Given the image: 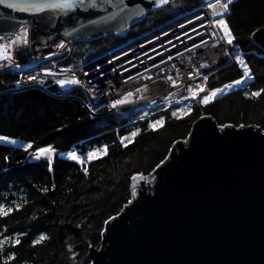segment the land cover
Masks as SVG:
<instances>
[{"label": "trees", "instance_id": "obj_1", "mask_svg": "<svg viewBox=\"0 0 264 264\" xmlns=\"http://www.w3.org/2000/svg\"><path fill=\"white\" fill-rule=\"evenodd\" d=\"M194 2L196 6L204 3ZM224 20L233 35L231 45L221 37L230 61L202 83L206 90L190 100L189 114L183 118L173 115L178 112V104L147 113L139 110L91 118L78 101L53 98L37 89L0 95V135L16 141L15 147L0 142V205L5 211L13 209L7 215L0 212V241L4 242L0 247V264H4L7 255L15 256L9 264H89L87 253L91 242L85 232L101 215L96 208L103 195L117 186V178H124L126 160L152 150L160 141L157 145L161 149L160 158L150 167L153 169L166 159L175 140L187 138L199 118L207 115L218 124L224 103L215 101L204 108L201 100L221 82L241 78L243 69L234 53L241 56L254 81L242 83L236 95L227 101L241 108L239 121H244L249 106L264 111V93L251 96L252 92L264 89V80L256 72L261 70L264 74V51L252 41V34L264 28V0H235ZM132 32L130 38L141 33ZM123 42L118 41L114 47ZM3 76L13 80L8 73L0 74V93L10 89L9 84L2 83ZM70 92L83 96L79 89ZM156 110L163 127L154 130L149 122L154 120ZM133 132L137 133L135 137L131 136ZM125 137L127 142L122 143ZM29 143L33 148L25 152L24 146ZM47 145L60 153L52 160V171L48 163L30 160L36 148ZM93 151H100L103 156L84 169L82 163L66 159L69 152L76 153L81 160ZM137 172H131L128 179ZM122 194L125 204L129 199L128 185ZM111 216L108 214L104 220ZM41 235L46 239L33 246ZM16 239L21 241L19 245H14Z\"/></svg>", "mask_w": 264, "mask_h": 264}, {"label": "water", "instance_id": "obj_2", "mask_svg": "<svg viewBox=\"0 0 264 264\" xmlns=\"http://www.w3.org/2000/svg\"><path fill=\"white\" fill-rule=\"evenodd\" d=\"M92 2L94 8L39 15L0 4V35H12L31 21L33 44L45 46L58 36L70 42H94L126 35L149 12L168 4ZM220 11L222 15L214 19L226 16ZM252 40L264 51V28L256 30ZM58 154L55 149L52 160ZM32 156V162L48 163ZM153 176L151 182L143 175L133 176L130 192L133 198L132 187L137 186V195L105 223L99 248L91 245L88 250L89 264H264V132L260 128L220 127L203 116L193 123L185 141L174 144Z\"/></svg>", "mask_w": 264, "mask_h": 264}, {"label": "built area", "instance_id": "obj_3", "mask_svg": "<svg viewBox=\"0 0 264 264\" xmlns=\"http://www.w3.org/2000/svg\"><path fill=\"white\" fill-rule=\"evenodd\" d=\"M210 20L214 19L205 7L187 11L79 65L65 63L72 47L64 37L58 36L45 46L33 44V24L27 22L12 35H0V44L16 41L10 52L12 60H0V73L13 75V88L0 95L37 89L53 98L78 101L91 118L174 103L186 113L187 100L192 97L189 89L198 92L205 77L229 62L216 27H208ZM25 30L27 44L17 39ZM32 76L37 79L32 80ZM73 76L78 84L58 85V80ZM74 88L82 90L84 96L64 93ZM119 99L127 103L112 108Z\"/></svg>", "mask_w": 264, "mask_h": 264}, {"label": "rangeland", "instance_id": "obj_4", "mask_svg": "<svg viewBox=\"0 0 264 264\" xmlns=\"http://www.w3.org/2000/svg\"><path fill=\"white\" fill-rule=\"evenodd\" d=\"M193 1L194 0H176L175 2L166 6L165 8H162L159 10H154V11L148 13V15L143 20V22L132 27L130 29V31L124 37L109 36V37H106L103 39L96 40L94 42L74 41V42H72L71 56H70L69 60L66 61L65 63L69 64V65L70 64L71 65H79L81 63L91 61L95 57H97L98 55L103 54V53L111 50L112 48H114V45L118 41L121 40V41H124L123 43H126L130 39L131 33H133L132 31H134L135 33L141 32L139 34H143V33H146V31L149 32L152 29L156 28L157 26H159L161 23H163L167 19L176 18V17L180 16L183 12L191 9L193 6H196L197 2L193 3ZM198 1L204 2L205 0H198ZM208 1H211V0H208ZM222 19L224 20V18H222ZM216 28L218 30L219 35L224 38L222 26L217 25ZM233 56L236 58L235 59L236 61H237V57H239V59L241 58V56L237 55V53H234ZM256 72L259 75L260 80L261 79L264 80V74L262 73V71L258 70ZM2 81H3L2 83H4V84H7V85L9 84L8 85L9 88L12 87V83L10 85L11 80L9 78H6L5 76H3ZM252 81H254L253 78L251 80L245 79L242 83H250ZM231 82L232 81L221 82L220 84L215 86V88H223V86L225 84H230ZM240 86L241 85L234 86L230 90L226 89L224 91V93L218 94L208 104L202 103V100H203L202 99L201 105L205 108V107H208L212 102H215V101L224 103V108L221 111V113L218 115V118H219L218 125L220 127L234 126V125H235L234 127H241V126L252 125L254 127L260 128L264 132V111L261 107H256L255 105L252 104L253 106H249L248 108H246V113H245V115H243L244 121H239V120H237V118H238V114H239L241 108H239L238 106H234L233 102L230 103L227 101L228 98L232 97V95H236L237 88ZM158 111L159 110L154 111V113H155L154 120L150 121L149 125L153 124L156 121H161L159 118ZM188 114H189L188 112L185 113L182 111L181 112L178 111L176 113V118L180 119V118L185 117ZM162 127H163V124L157 125L155 129H162ZM151 129H153V128H151ZM163 135H164V132L160 136L162 137ZM178 141H185V139L175 140L174 143H172V145L169 147V151L174 146V144L177 143ZM126 142H127V140L123 141V143H126ZM6 144L12 145L13 147L16 146V144H11V143H6ZM160 144H161L160 141H157L155 143V146H153L154 148H152V150H150V151L144 150L141 153H139L136 157L126 160L125 166H124L126 170L123 171L124 172V176H123L124 178H121V177L117 178L116 179V181L118 183L117 186L112 191L106 192L103 195L102 199L99 201V204H98L96 209L101 213V215L98 217V219H96V222H94L93 225L85 232L86 239H88L91 242V245L94 248H99V246H100L101 235L103 232L102 228L104 229L105 223L108 220H110L111 218H113L114 216L118 215L122 211V209L126 205L129 204V201H132L133 198H135L137 195L138 188H137V186H134V187H132V192H133V198H132V195L130 192V186H131L132 178L135 174L132 175L128 179L129 174L131 172L138 171L136 173V175H143L145 177H148L149 182L152 181V179L154 178L153 172L156 170L157 166L153 169H150V167L152 166V164L154 162H156L160 158L159 154H160L161 149L157 148V145L159 146ZM164 151L165 150H163L162 152H164ZM96 154H97L98 158L89 159L88 163L90 161H95V160H97L103 156V153L100 151L96 152ZM66 159H68V156ZM164 160L160 161L159 165L161 163H163ZM124 179H125V181H124ZM126 185H128L129 199H128V201H126L125 204H123V202H122V195L123 194L122 193H123V190L126 187ZM140 189H141V187L139 186V190ZM122 204H123L122 208L119 209L120 205H122ZM108 214H112V216L109 217L108 219L104 220V218ZM89 248H88V250H89Z\"/></svg>", "mask_w": 264, "mask_h": 264}, {"label": "snow or ice", "instance_id": "obj_5", "mask_svg": "<svg viewBox=\"0 0 264 264\" xmlns=\"http://www.w3.org/2000/svg\"><path fill=\"white\" fill-rule=\"evenodd\" d=\"M169 0H161L162 4L168 3ZM235 3V0H226V2H222V0H215L214 4H209L208 7L212 9V16H220L222 15L221 9H223V13H227L230 10V5ZM0 4H4L7 8L9 9H20L22 11L29 12L34 15H39L40 13L46 12V11H55L58 14L59 13H65L69 12L74 8L77 7H90L94 8L95 4L92 2V0H17V2L9 3L7 0H0ZM159 6V5H158ZM217 25L222 26L223 28V33H224V39L226 42L231 45L233 43V35L227 24L225 23V20L220 19V20H210L208 23V27L215 28ZM18 40L22 41L24 44H27V30H25V33L23 36H20L17 38ZM203 43H206L202 41ZM16 45V41H12L8 44H0V60L3 61H11L12 56L10 54L11 49ZM63 44H60L59 47H63ZM237 63L241 66L243 69V75L241 76L240 79L232 81L230 84H225L223 88H215L213 90H210L208 92V95H205L203 97L202 103L208 104L212 99H214L218 94L224 93V91L232 89L234 86H239L241 83L247 79L251 80L253 77L250 74V69L246 64H244L243 61L237 57ZM19 67V65H16ZM32 80H36L37 78L35 76L31 77ZM206 79V77H205ZM58 85L61 88H64L67 85H76L79 83V81L73 76L71 79L68 80H58L57 81ZM206 89L203 87H200L198 89L199 92H204ZM189 91L192 92V99H196L198 92L194 91L193 89H189ZM262 93H264V89H261L260 91L252 92L251 96L253 97H259ZM129 96L132 95V93H128ZM127 103L125 99H119L116 100L112 103L111 107L116 108L120 105H123ZM176 113L173 112V115ZM163 121H156L153 124H150L149 127L153 128L155 130L157 125H162ZM243 127V126H241ZM137 133L133 132L131 134L132 137H135ZM128 138H122V143L124 140H127ZM0 142H6V143H11L15 144V140L9 139V137L0 135ZM126 146V145H125ZM33 145L31 143L27 144L24 146V151L28 152L29 149H32ZM106 153V148L104 149ZM55 153V149L52 145H47L46 147H39L36 148L34 151V154L32 156L33 159L40 160V159H45L48 162L49 166V171H52V158ZM89 159L93 158H98L96 153H89L88 154ZM68 159L73 160L77 163H82L80 158L77 156L76 153L74 152H69L68 153ZM5 160H7V157H5ZM159 167V165H157ZM131 203V201H129ZM16 210H19V207H17ZM13 211L12 208H8L6 211L3 209V206L0 205V212H3L4 215H7ZM46 239V236L41 235L38 239L33 241V246L36 244L41 243ZM3 241H0V247L3 245ZM21 241L19 239H16L14 241V245H19ZM71 251V249H69ZM15 256L14 255H7L4 259V264H9L10 261L14 260Z\"/></svg>", "mask_w": 264, "mask_h": 264}]
</instances>
